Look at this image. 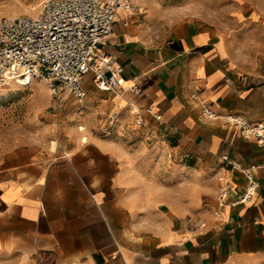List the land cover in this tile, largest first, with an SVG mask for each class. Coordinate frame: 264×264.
<instances>
[{"label":"crops","instance_id":"1","mask_svg":"<svg viewBox=\"0 0 264 264\" xmlns=\"http://www.w3.org/2000/svg\"><path fill=\"white\" fill-rule=\"evenodd\" d=\"M144 2L148 13L117 12L105 44L120 82L141 92L100 89L87 75L53 158L0 175V264H232L264 249V148L223 118L206 119L200 104L264 120V53L240 62L227 21L240 25L243 3L233 0L226 18L165 27ZM252 21L262 24L257 11ZM231 161L259 165L249 205L231 204L247 184ZM224 172L236 190L217 217Z\"/></svg>","mask_w":264,"mask_h":264},{"label":"built area","instance_id":"2","mask_svg":"<svg viewBox=\"0 0 264 264\" xmlns=\"http://www.w3.org/2000/svg\"><path fill=\"white\" fill-rule=\"evenodd\" d=\"M119 10L129 14L146 12L137 0H43L35 14L0 16V88L11 81L28 86L35 79H44L59 103L70 95L82 103L86 97L84 80L90 74L100 89L139 94L138 84L126 86L120 82L123 68L115 65V56L105 48ZM192 97L198 99L196 93ZM200 104L206 119L223 118L264 148V120L251 121L233 112L221 116L204 100ZM146 111L156 119L162 117L152 107ZM142 122L138 116L136 123ZM223 159L229 160L227 155ZM231 167L247 179L245 189L231 204H251L260 187L254 174L259 165L243 166L239 161H231ZM217 182L214 215L219 217L236 184L226 172L217 175Z\"/></svg>","mask_w":264,"mask_h":264},{"label":"rangeland","instance_id":"3","mask_svg":"<svg viewBox=\"0 0 264 264\" xmlns=\"http://www.w3.org/2000/svg\"><path fill=\"white\" fill-rule=\"evenodd\" d=\"M43 0H0V16L19 13L35 14ZM149 11L144 0H138ZM164 13L165 27L182 17L202 16L226 18L227 8L233 0H149ZM243 12L240 25L228 20L229 32H236L240 42V62L253 66L264 53V0H240ZM254 11L260 16V25L252 21ZM59 103L49 91L44 79H35L28 86L15 81L0 88V175L4 169L20 165L17 169L37 163L47 164L58 150V137L70 123L69 115L82 105L76 98ZM67 101L69 102L67 105ZM82 108L80 109V111ZM68 115V116H67ZM57 147L51 149V142ZM232 264H264V249L257 255L238 259Z\"/></svg>","mask_w":264,"mask_h":264},{"label":"bare ground","instance_id":"4","mask_svg":"<svg viewBox=\"0 0 264 264\" xmlns=\"http://www.w3.org/2000/svg\"><path fill=\"white\" fill-rule=\"evenodd\" d=\"M57 147V141L56 140H53L52 142H51V149H55Z\"/></svg>","mask_w":264,"mask_h":264}]
</instances>
